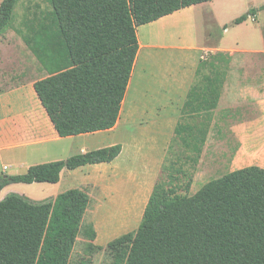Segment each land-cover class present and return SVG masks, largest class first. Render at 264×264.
I'll return each instance as SVG.
<instances>
[{
    "label": "trees",
    "instance_id": "obj_1",
    "mask_svg": "<svg viewBox=\"0 0 264 264\" xmlns=\"http://www.w3.org/2000/svg\"><path fill=\"white\" fill-rule=\"evenodd\" d=\"M46 1L51 11L25 17L14 30L49 74L34 87L65 137L116 125L139 49V26L213 0ZM20 2L1 1L0 38L13 28ZM261 10L264 5L253 7L233 24ZM184 132L190 137L183 139L188 146H203L207 140L206 130L198 139L181 124L176 134ZM121 151L116 144L33 165L22 174L0 172V193L11 184L57 183L63 169L112 162ZM192 152L197 154L194 161L178 153L169 166L163 165L162 171L170 170L169 180L155 184L138 229L109 243L110 264H264V168L228 172L189 195L180 192L182 184L173 171L186 175L183 167L192 161L195 167L202 148ZM190 186L191 180L183 188ZM90 205V195L77 188L45 201L15 193L0 199V264H70L81 232L91 248L101 250L94 243L93 223L83 221Z\"/></svg>",
    "mask_w": 264,
    "mask_h": 264
},
{
    "label": "crops",
    "instance_id": "obj_2",
    "mask_svg": "<svg viewBox=\"0 0 264 264\" xmlns=\"http://www.w3.org/2000/svg\"><path fill=\"white\" fill-rule=\"evenodd\" d=\"M204 3L183 8L138 27L139 49L127 87L128 91L132 79L138 80L133 107L129 113H124L126 91L116 125L106 130L60 136L34 87L37 80L49 75L48 72L22 38L16 44L0 42V172L22 174L33 165L122 145L121 153L112 162L65 168L57 183L11 184L1 193L12 189L20 192L10 194L25 196L23 192L29 188L54 191L53 195L42 200L25 196L34 201H45L55 199L69 189L85 190L90 197H98L91 223L99 242L103 244L102 241H109L116 234L105 238L106 233L103 232L101 237L99 225L104 223L105 217L118 216L113 212L104 215L109 204L105 202L108 196L115 199L113 197L116 192H121L127 177L134 183L135 198L128 202L125 220L114 223V226L125 225L126 228L136 221L138 213L137 221L141 222L171 148L180 147L182 153L178 155L184 158L185 154L194 161L197 154L192 151L201 147L202 152L194 167L195 172L200 173L211 131L219 133L222 130V104L233 59L238 52H256L239 47L238 42L228 45L215 42L218 39L204 29L197 15L198 6ZM48 11H41L40 15ZM223 30L229 33L231 29L225 25ZM262 33L264 38V29ZM160 63L164 65L158 66ZM243 105L247 107L248 103ZM232 106L239 108L238 104ZM231 109L230 130L239 146L230 158V172L249 166L264 168V113L239 121L234 120L235 114ZM181 124L188 132H196L198 139L201 138L200 131H208L205 144H185L183 139L190 137L185 132L179 136L176 134ZM130 126H133L132 130L128 129ZM192 139L196 142L195 137ZM187 160L190 161L189 158ZM12 168L14 170L10 171ZM1 193L0 199L10 195L4 197ZM142 198L145 200L144 207L140 205Z\"/></svg>",
    "mask_w": 264,
    "mask_h": 264
},
{
    "label": "rangeland",
    "instance_id": "obj_3",
    "mask_svg": "<svg viewBox=\"0 0 264 264\" xmlns=\"http://www.w3.org/2000/svg\"><path fill=\"white\" fill-rule=\"evenodd\" d=\"M1 1L2 0H0V3ZM262 4L264 5V0H214L199 5L197 8L198 18L199 20L201 19L204 29L208 30L212 36H216V40L218 39L217 41L214 40L215 42H221L227 45L232 42H238L239 47L245 48L247 51L256 52H238L233 59L229 70L228 83L226 85L227 93L224 96L222 104V130L219 133L211 131L204 149V162L200 165V173H197L198 171L195 172L192 162H188L183 167L184 171L187 173L186 175L182 173L177 174L173 171L174 175L179 177L180 184H182V190H180L182 193L193 195L206 182L230 172V158L237 146H239V142L230 130L229 119L231 118L229 114L231 113V108V110H233L232 113L235 114L234 120L238 119L239 121L245 118L261 116L264 113L262 111V108L264 109V38L262 33L264 29V10L260 11L256 17L250 16L249 20L241 25H233L235 18L247 13L251 8L259 7ZM50 9L51 7L46 0H21L16 8L15 16L11 24L13 28H9V30L1 36L0 42L5 44L19 43L21 37L15 32L14 28L18 27L27 16L30 18H32L34 14L41 16V11H48ZM214 13L215 16H213ZM251 18H255V20ZM225 25L231 29L229 33L223 30ZM162 65L164 64L160 63L158 66ZM137 84L138 80L132 79L127 91L126 102L124 103V113H129L133 107V95ZM147 93H150V91H147ZM244 102L248 103L247 107L243 105ZM236 104H238L239 108L235 106L231 107V105ZM128 129L132 130L133 126L128 127ZM128 133L131 132L128 130ZM171 149L172 153L169 159L165 161V166L170 165V160L175 161L178 153L181 154L182 149H180V147H173ZM130 163H132V161ZM13 170L14 168L10 171ZM132 172L133 170H131V173ZM169 172L170 170L167 169L161 171L158 181L167 182L169 180ZM189 180H191L190 189L185 191L183 186ZM133 184L131 178L127 177L120 189L121 192H116L113 197L115 199H112L111 196L107 197L108 201L105 202V204H109L106 207L107 210H105L104 215L113 212V214L118 216L116 218L111 216L103 218L104 223L99 225L101 237L103 232L106 233L105 238L111 235L113 236V234H116L114 237L116 238L124 233L134 232L138 229L141 223L137 221V219L139 220L138 217L140 213L135 217L136 221H133L130 227L126 228L125 225H120V227L114 226L115 222H123L125 220L128 202L135 198ZM15 191L16 190L12 189L6 190L4 193L2 192L1 195L5 197ZM53 192L54 191L51 190L42 191L39 188H29L24 191L23 194L35 200H42L53 195ZM97 198L98 197L91 196L92 201L90 208L84 213V223H89L93 220L95 207L98 205ZM144 201V198H142L140 204L142 207H144ZM114 238L111 240L108 239L109 241H102L103 244L101 241L99 242L97 238L94 243L103 247L101 250H97L90 247V241L85 238L81 232L77 238L70 264H81L82 261H86L89 264H110L112 262V256L107 247Z\"/></svg>",
    "mask_w": 264,
    "mask_h": 264
}]
</instances>
